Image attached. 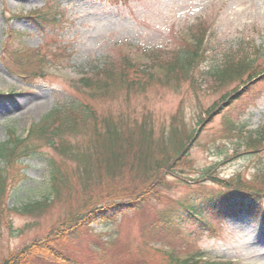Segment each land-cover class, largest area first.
Listing matches in <instances>:
<instances>
[{
  "label": "rangeland",
  "instance_id": "obj_1",
  "mask_svg": "<svg viewBox=\"0 0 264 264\" xmlns=\"http://www.w3.org/2000/svg\"><path fill=\"white\" fill-rule=\"evenodd\" d=\"M49 1L52 7L46 0H0V141L9 139V127L19 137H26L31 126L53 108L82 103L115 119L124 116L131 123L147 117L153 122L156 137L165 134L173 120L186 134L198 130L189 153L175 164L176 176L165 172L145 194L141 207L122 211L114 219L99 217L88 228L76 229L75 238L68 242L70 253L93 264H169L171 251L180 256L199 252L207 258L231 260L232 264H264V217L257 221L228 216L220 224L219 216L212 223L215 231L185 223L175 234L165 235L162 243L149 242L142 235L145 220L184 202L195 189L213 185L209 177L199 178L202 171H211L213 178L238 175L245 181L261 180L264 150L244 149L242 144L251 134L264 131V97L256 98L255 103L245 100L244 109L237 103L218 110L222 96L237 82L219 87L201 81L175 87L153 80L155 83L144 91L115 90L100 97L78 81L82 76L95 78L94 72H101L104 64L114 59L120 62L127 58L134 67L152 65L145 48L166 46L171 28L183 27L198 17L213 23L227 43L254 39L263 44L264 0ZM44 11L59 15L56 28L40 29L24 17ZM215 103L217 110L208 116ZM231 119H245V129L232 128ZM89 133L87 128L71 141L85 145ZM37 143L40 153L20 164L4 165L10 184L0 207V261L45 236L76 210L78 197L86 196L77 187L66 188L40 215H23L17 210L23 203L52 192L49 162L53 158L72 182H77L72 160L61 157L47 140Z\"/></svg>",
  "mask_w": 264,
  "mask_h": 264
},
{
  "label": "trees",
  "instance_id": "obj_2",
  "mask_svg": "<svg viewBox=\"0 0 264 264\" xmlns=\"http://www.w3.org/2000/svg\"><path fill=\"white\" fill-rule=\"evenodd\" d=\"M49 6L52 7L50 1ZM27 17L40 29L56 28L60 23V18L50 11ZM214 28L208 19L198 17L183 27L171 28L166 46L145 48L152 65L134 67L127 58L122 62L114 59L105 63L101 72L95 71V78L82 76L78 81H83L84 88L100 97L115 90L120 93L144 91L155 83L153 80L175 87L201 81L219 87L237 82L232 91L222 96L218 105L234 107L238 103L244 109L247 100L255 103L256 98L264 94V43L257 44L254 39L242 40L238 44L227 43ZM20 58L24 59L23 56ZM116 63L120 64L116 66ZM157 72L159 76L155 75ZM217 107L214 105L207 112L208 116ZM126 119L98 113L89 103H82L53 108L31 126L26 137H19L16 130L9 127V139L0 141V207L5 189L10 184L5 166L20 164L28 156L40 153L39 140H47L61 157L75 163L77 182H72L53 158L49 162L52 192L43 199L23 203L17 210L23 215H40L53 203V197L60 198L66 188L77 187L78 192L81 195L85 192L86 196L78 197L76 210L63 217L45 236L37 237L15 253L6 255L0 264H93L70 253L68 242L75 238L74 231L83 226L88 228L89 223L99 217L114 219L122 211L141 207L146 201L145 194L159 183L165 172L176 176L175 164L189 153L197 130L186 134L178 128L177 120H173L167 132L156 137L153 122L147 117L133 123ZM243 124L242 120H230L234 129ZM87 128L90 137L85 145L71 141ZM249 139L242 147L257 151L264 141V133H259L255 140ZM260 170L261 180L257 182H246L238 175L213 178L211 171H202L199 178L209 177L213 185L195 189L184 202L145 220L143 237L149 242L162 243L165 235L175 234L185 223H197L203 230L215 231L212 223L219 216L220 224L228 215L264 216V168ZM169 255V264H229L221 260L203 261L196 254L180 257L171 251Z\"/></svg>",
  "mask_w": 264,
  "mask_h": 264
}]
</instances>
